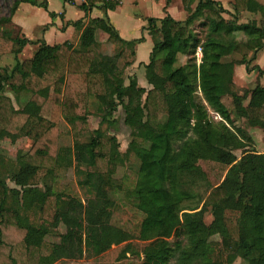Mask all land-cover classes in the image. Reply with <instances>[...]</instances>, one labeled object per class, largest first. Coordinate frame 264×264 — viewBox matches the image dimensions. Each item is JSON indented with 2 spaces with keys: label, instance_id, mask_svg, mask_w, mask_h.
Here are the masks:
<instances>
[{
  "label": "trees",
  "instance_id": "obj_1",
  "mask_svg": "<svg viewBox=\"0 0 264 264\" xmlns=\"http://www.w3.org/2000/svg\"><path fill=\"white\" fill-rule=\"evenodd\" d=\"M180 1L188 14L184 21L166 12L171 2L166 0L165 16L148 19L143 28L156 36L145 66L149 90L136 77L127 85L125 80L144 38L124 40L108 16L93 19L84 28L82 21L73 23L79 31L76 47L71 41L51 46L0 31V59L9 54L17 58L28 44L38 45L33 58L18 60L11 71H0V141L33 142L26 154L10 162L0 150V264L93 258L122 244L121 257L132 253L142 257V264H233L237 259L264 264V154L246 150L252 138L232 117L264 129V70L251 67L264 50V0H234L232 19L217 0ZM118 2L103 3L101 8L107 13ZM23 3L48 11L46 1L15 0L12 17ZM97 3L89 0L80 8L87 13ZM251 4L260 21L239 23L238 16ZM197 22L207 31L204 39L194 28ZM98 32L119 48L112 70L99 68ZM199 47L200 64L195 58ZM227 55L241 59L232 61L223 91L219 70ZM185 57L186 64L177 65ZM236 65L259 76L253 89L234 82ZM6 88L17 99L21 94L30 99L17 110ZM91 98L98 102L101 127L82 143L78 123L88 122ZM48 100L47 118L42 110ZM119 107L130 141L126 153L116 156L113 151L120 143L102 126L112 130ZM209 110L221 121L214 122ZM62 120L71 128L72 148L60 145ZM130 155L138 158L140 174H146V181L128 193L145 214L137 235L112 224L117 204L113 199L82 201L55 192L48 182L58 169L74 168L80 187L96 193L119 189L115 173ZM8 180L15 186L10 187ZM209 212L213 221L207 224ZM38 216L50 228L45 229ZM61 227L60 241L47 243V236ZM215 236L221 238L224 253L212 241ZM133 241L143 243L140 251H135Z\"/></svg>",
  "mask_w": 264,
  "mask_h": 264
},
{
  "label": "rangeland",
  "instance_id": "obj_2",
  "mask_svg": "<svg viewBox=\"0 0 264 264\" xmlns=\"http://www.w3.org/2000/svg\"><path fill=\"white\" fill-rule=\"evenodd\" d=\"M15 0H0V31H4L7 33H10L13 38L16 37H28L31 40H34L33 42L39 41L38 39L43 38L44 29H49L48 23L51 22V17L49 16L48 12H46L43 8L35 7L30 4H22L20 13L23 17V27L25 28V34L23 29H21L19 26L13 22L14 17L11 15V9L13 6ZM46 1L49 4V10L56 12V13H62L65 11L64 3L62 0H38L39 3H42ZM234 1V0H233ZM230 3L229 8L231 14L227 16V18L232 19L234 18V12L232 9V3ZM76 8H70L69 9V15H67V18L70 20H73L75 18H78L80 15H82V11L79 10L81 6H74ZM255 6L253 4L250 5V8L247 12H244L238 16L239 23H248L255 19L257 14H255ZM117 17V21H121L122 26L125 24L127 26H138L140 18L143 21L145 20V17L149 16H157L155 13L150 10L146 6H137L134 4V0H124V6L123 10H119L116 14H113ZM260 16V15H259ZM261 17V16H260ZM254 18V19H253ZM5 19H12L11 21H5ZM259 21V20H257ZM66 21H63L61 18H59L56 23L57 25H65ZM141 23V22H140ZM200 22H197L195 24V30L200 33L201 37L204 39L206 35V29L201 28L199 25ZM48 25V26H47ZM147 26V24H145ZM54 27V26H53ZM57 27V26H55ZM52 33V31H50ZM147 32V30L145 31ZM151 35V34H150ZM157 35V34H156ZM106 36V35H105ZM137 36H141L140 33H137ZM153 36V41H151V44L155 42L156 36ZM158 37V35H157ZM238 39H243V34H238ZM46 40L50 42V39L47 38V34L45 35ZM54 38L57 39V41H53L54 43L64 42L66 40V35L64 32L59 31L58 34L56 33L54 35ZM78 35L73 38L71 41L73 43V47H76L78 45ZM109 42V41H108ZM111 45H113L111 43ZM108 47V49L106 48ZM38 46L37 44H28L23 52L18 55L16 58L13 54L4 55L0 59V71L3 72V70L7 69L8 71H11L19 61H25L28 59L33 58ZM151 48V45L145 44L142 46L138 52L139 59L146 57L149 61V50ZM119 51V48L117 46L113 45L110 46L109 43L105 44L104 46H100V48L97 49V52L101 55H114ZM261 53V52H260ZM241 57L239 55H233L229 56L227 55L223 63L224 65L221 66L219 70L220 78L223 82L222 90H227V82L229 78L230 73V66L232 61L240 60ZM187 58H179V62L177 65L186 64ZM149 63V62H148ZM123 63H120V67L122 68ZM255 65L259 66L261 69L264 70V52L259 55L258 59L254 61L251 64V67H254ZM133 73L132 70H129V68L125 72V80L126 85L129 83V79L133 77V75H130ZM138 74V75H137ZM136 74L137 81L140 80L142 82V79L147 82L145 74L143 73V70L138 71ZM234 82L237 84L240 88H247V89H253L256 86L257 79H259V76H256V73L248 74L246 72V69L244 66L236 65L234 66ZM139 84V82H138ZM145 84V83H144ZM147 85V90L151 89L152 86L149 84ZM6 96L10 97L12 101L14 102V106L17 110L22 109L26 103L30 99V95L21 94L19 96V99L16 98V95L13 91H11L9 88H6ZM200 94V92H199ZM42 110V115L44 117H49V112L51 110V103L48 100L44 103ZM98 102L95 98H91L88 110H89V118L88 122L86 124L78 123L79 127V140L82 143H86L89 141V139L92 136L93 131L99 129L101 127V117L98 114ZM210 111L211 118L214 122L218 123L221 121V118L216 115L214 112ZM123 109L122 107H119L118 112L114 115V119H117L116 123L110 125L112 127L111 131H109L108 126L104 125L102 126V130L106 132L109 136H115L117 137L119 143H120V149L114 150L113 153L116 156H119L120 153H126L130 141V130L125 126L123 122ZM235 124L237 127H240L248 132V134L252 138V143H248L249 148H247V151H255L259 154H264V129L260 127H251L246 121L243 119L237 118L234 114L232 115ZM60 145L65 147H73L74 146V139L73 134L71 131L70 126L62 120L61 129H60ZM33 142L28 138H21L20 140L12 141L11 139H4L0 141V150L3 156L6 158L8 162L15 160L19 155L26 154L32 147ZM236 155L238 159H240L243 156V150L236 151ZM139 161L138 158L135 155H130L129 159L124 162L120 163V165L117 167L116 173H115V179L116 183L121 186L119 189H114L112 191H106V192H100L96 193L88 188H83L78 185V177L76 176L75 169H58L56 177L54 180H49V184L52 185V188L55 192L60 193L64 192L69 195L75 196L79 198L82 201H86L89 198L94 197H100V198H109L113 199L116 204V209L114 211V215L112 218V224L122 228L123 230L133 234L137 235L141 226V223L144 219V212L139 210L136 207V204L134 203V200L132 198L128 197L129 191L134 189L135 185L137 183H143L146 181V174H140L139 172ZM8 184L10 187H14L15 185L8 180ZM235 204H240V199L235 200ZM143 209H146V205H142ZM33 217H37V215H33ZM39 223H42L45 229L50 228L49 223L44 221L41 216H38L36 218ZM205 221L207 224H210L213 221V216L211 212L206 214ZM64 231V228L61 227L58 231H52V233L47 236L46 242L53 244L60 241V234ZM214 243L217 244L218 252L224 253V248L222 246V240L219 236H215L212 240ZM135 248V251H140L143 247V243L139 241H133L132 242ZM125 244L119 245V246H113L109 251L104 253L103 255L99 257H93L89 258L87 256L83 257L82 259H76V260H63L59 261L55 264H142V257L140 258L138 255H134L132 253L127 254L126 258L121 257V252L124 249ZM233 264H246L243 260L237 259Z\"/></svg>",
  "mask_w": 264,
  "mask_h": 264
},
{
  "label": "crops",
  "instance_id": "obj_3",
  "mask_svg": "<svg viewBox=\"0 0 264 264\" xmlns=\"http://www.w3.org/2000/svg\"><path fill=\"white\" fill-rule=\"evenodd\" d=\"M118 6L114 9V10H108L107 13H105L104 9H102V5L101 3H97L93 8H91L87 13L79 8V10L82 11V15H80L78 18H75L73 20H70L67 18V15H69V9L70 8H76L74 6H68L66 5L64 2V8L65 11L62 13H56L53 11L49 10V4L48 5V14L53 12L56 13L57 17L52 18L51 22L48 23V27H50L49 29H44V36L41 39L38 40H44L47 44L54 46V45H58V44H62L65 43L67 41H72L74 37H76V35L79 33L78 30L75 29V27L73 26V23L77 22V21H82V25L83 28L88 26V24L90 23L91 20L93 19H98V18H104L105 16H108L111 23L117 28V30L119 31L120 36L126 40V41H131V40H136V39H140V38H144V41L142 43H139L136 47V62L135 64L129 68V70H132L133 73H131L130 75H133V77H136V74L138 73V71L143 70V73L145 72V66L148 64V60L146 57L140 58L138 56V52L140 50V48L142 46H144L145 44H149L151 45V48L149 50V54L148 57H150V53L152 51V49L154 48L155 42H153L151 44V41H153V36L150 35V33L147 32H143V28L146 27L145 24H147V20L150 18H163L165 16V5H166V0H134V4L139 6H146L148 8V10H150V12L152 11L153 13H155V15L157 16H147L145 17L146 21L141 20L140 18L138 19L139 21V25L138 26H127V25H123L121 24V21H117V17L113 14H116L117 12H119V10H123V6H124V0H118ZM219 1L223 8L226 9L227 11L230 10L229 5L233 0H217ZM25 4V3H23ZM22 5V4H21ZM21 5L19 6L13 22H15V24L17 26H19L21 29H23L24 34H25V28L23 27V17L20 13V9H21ZM166 12L172 16L176 21H184L187 18V12L184 10L183 5L181 3L180 0H171L168 8L166 9ZM230 12V11H229ZM255 14H257V16L255 17V20H259L261 19V17L259 16L260 14L256 11ZM61 18L63 21H66L65 25H57L56 21ZM254 19V18H253ZM141 22V23H140ZM54 26V27H53ZM57 26V27H55ZM52 31V33L50 32ZM59 31L64 32V34L66 35V40L64 42H59V43H54L53 41H57L56 38H54V35ZM137 33H140L141 36H137ZM47 34V38L50 39V42L48 40H46L45 35ZM26 35V34H25ZM80 35V34H79ZM103 32H98L97 34V41H98V46L95 48V53H96V57L98 60V64H99V68L100 69H107V70H112L115 67L116 64V54L114 55H101L100 53L97 52V49L100 48V46H104L105 44L109 43L110 46L111 45L110 42H108V36ZM26 38H28L26 36ZM29 39V38H28ZM79 39V37H78ZM30 41H34L29 39ZM38 46V45H37ZM108 49V47H106ZM264 52V50L258 54L257 59L259 57L260 54H262ZM256 59V60H257ZM247 72V71H246ZM249 74V73H248ZM138 75V74H137ZM139 85L143 88H148L146 84H148V82L144 81V79H142V82H140V80H138ZM145 83V84H144ZM149 90V89H148Z\"/></svg>",
  "mask_w": 264,
  "mask_h": 264
},
{
  "label": "built area",
  "instance_id": "obj_4",
  "mask_svg": "<svg viewBox=\"0 0 264 264\" xmlns=\"http://www.w3.org/2000/svg\"><path fill=\"white\" fill-rule=\"evenodd\" d=\"M66 5L68 6H82V5H88L89 0H62ZM114 0H98L99 3H112ZM202 49L199 47L195 53V58L197 60V63L200 64L202 60Z\"/></svg>",
  "mask_w": 264,
  "mask_h": 264
}]
</instances>
